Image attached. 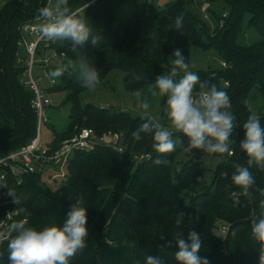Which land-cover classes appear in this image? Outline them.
<instances>
[{"label":"trees","instance_id":"1","mask_svg":"<svg viewBox=\"0 0 264 264\" xmlns=\"http://www.w3.org/2000/svg\"><path fill=\"white\" fill-rule=\"evenodd\" d=\"M49 1L10 0L0 11V106L7 121L0 122V148L4 152L27 144L37 133L34 95L21 82L23 67L17 63L16 54L21 25L37 17ZM86 3L90 5L87 9ZM204 3H208L206 13L212 26L190 9L193 4ZM213 5L220 10L216 12ZM68 6L72 10L83 7L80 14L87 15L93 35L102 38L98 46L89 43L78 51L72 50L70 42H52L58 52L65 54L60 66L89 59L100 72V79L111 69H121L127 86L133 90L168 73L175 49H181L189 63L192 46L215 47L226 63L224 69L190 70L201 81L227 92L239 136L231 147L233 153L221 154L222 161L210 183L198 188L196 178L207 172L201 160L183 162L173 175V159L181 147L176 143L174 152L161 156L152 146L151 135L142 134L140 140H135L131 134L145 122L142 117L150 119L147 115H132L94 103L81 105L79 93L86 88L78 70L69 69L50 88V92L69 91L66 101L70 109L66 125L54 129L49 145L57 148L87 127L98 136L119 132L125 136L126 146L135 143L132 148L150 154V158L136 163L128 149L99 142L89 150H74L67 159V174L57 187L45 182L40 172L25 175L20 183L9 181L8 198L13 201L9 191L19 198L13 206L20 209V217H27L28 225L38 229L62 225L79 199L87 209L89 236L87 246L70 264H145L147 254L163 256L166 264H177L175 243L163 251L161 245L173 241L178 230L184 232L185 239L190 230L201 234L203 247L199 255L209 264H259V244L252 238L250 218L259 214L260 201L264 200L260 191L264 190V167L250 169L255 185L247 197L233 185L231 176L234 165L246 166L248 159L239 145L244 138L243 124L251 114L244 99L255 84L264 94V0H171L150 11L140 0H68ZM246 14L261 36L251 46L237 42ZM177 17L182 18L180 30H176ZM158 156L169 164L156 165ZM180 210L189 216L178 229L175 221ZM196 216L198 221L188 222ZM222 224L228 227L224 235L219 231ZM161 235H165V241L159 239ZM0 264H9L7 242L0 246Z\"/></svg>","mask_w":264,"mask_h":264},{"label":"clouds","instance_id":"2","mask_svg":"<svg viewBox=\"0 0 264 264\" xmlns=\"http://www.w3.org/2000/svg\"><path fill=\"white\" fill-rule=\"evenodd\" d=\"M89 6L85 4L86 9ZM87 18V15L72 10L68 6V0H56L55 4L39 9L38 35L48 41L70 42L73 51H78L89 43L98 46L102 37L93 35ZM181 26L182 18L177 17L176 30H180ZM170 58V71L158 75L150 86L152 97L166 100L164 113L169 126L144 116L142 119L145 122L132 132V137L138 141L142 134L151 135L154 141L152 146L161 156L176 150L174 133L187 138L184 147L191 155L193 150L209 155H231L230 137L237 127L236 118L230 110L232 105L229 95L215 84L201 81L199 75L190 70L188 58L181 49H175ZM69 69L78 70L83 87L89 90H94L101 84L100 72L89 59H81L78 64L69 61L51 71L49 76L61 77ZM138 106L145 112L150 107L146 100H140ZM243 130L244 138L239 145L248 159L246 166L234 165L231 181L247 197L251 195L250 189L255 185L250 169L255 166L264 167V126L255 111L248 116ZM154 163L167 165L169 161L158 156ZM199 179L200 177L196 178ZM260 191L264 195V190ZM9 195L13 197L14 204L19 203L15 193L9 191ZM259 207V214H253L250 218V227L252 238L259 244V264H264V200L260 201ZM186 216L189 214L183 210L177 213L175 224L178 229L185 222ZM198 220L199 216H196L188 222ZM87 221V209L81 206L78 199L66 214L62 225L54 224L38 229L29 226L26 218L20 219L10 224L7 234L0 232V244L7 241L9 264H70L71 259L87 246ZM159 239L165 241V235H161ZM173 242L178 249L174 254L177 264H209L206 257L199 255L203 239L197 231H188L186 239L183 231H175L173 241H165L161 245V251L172 247ZM145 264H166V261L163 256L147 254Z\"/></svg>","mask_w":264,"mask_h":264},{"label":"rangeland","instance_id":"3","mask_svg":"<svg viewBox=\"0 0 264 264\" xmlns=\"http://www.w3.org/2000/svg\"><path fill=\"white\" fill-rule=\"evenodd\" d=\"M10 0H0V11L2 7ZM145 2L148 11L151 9H158L164 7L171 0H140ZM56 0H50V4H55ZM203 6L208 7V3L203 5H191L190 9L196 12L199 18L206 22L209 26H212L211 18H206L202 10ZM83 8V7H82ZM81 8V9H82ZM212 8L218 12L219 7L213 5ZM79 9V8H78ZM250 16L246 14L241 22V29L237 35V42L240 45H255L261 40L259 32L250 25ZM215 24H213L214 26ZM48 52H42L41 56H48ZM63 59L61 57H54L49 63V69H45L41 64H36L34 66V76L36 78L40 77V88H46L50 86L49 73L54 71L60 66ZM190 69L192 70H221L224 69L223 57L219 51L215 48L204 49L199 46H192L190 49L189 57ZM60 80V77L56 78V81ZM150 85H144L138 89H130L125 82V72L121 69H111L106 73L104 78L101 79V84L97 86L94 90L84 89L79 93V100L81 105L87 103H94L97 105H103L111 110H126L132 115L144 114L147 115L152 120L159 121L164 126H169L164 113V105L166 103L165 98L152 97L150 95ZM69 91L61 90L51 92L52 103L50 106H45L43 108V115L46 118H50V123L44 125L40 135L44 145L51 144L54 138V129H62L68 120L70 103L66 101L67 94ZM49 96V95H48ZM146 100L150 107L145 112L139 108V101ZM244 103L249 108L250 112L255 111L261 118L264 115V94L260 91L257 84L253 85L247 96L244 99ZM7 122L4 120L3 114L1 113L0 106V122ZM8 123H11L10 121ZM233 130L232 136L230 137V148L233 147L239 136V127ZM87 128V127H86ZM106 141L115 143V148L119 150H129V155L132 156L136 163H141L144 159H149L150 154L144 153L138 149H133L132 146H126L124 143L125 136L119 132L106 133L103 135ZM174 139L180 150L175 154L172 164V174L180 169L183 162L193 158L194 161H202V165L207 168V172L197 181V187L200 188L205 184H209L212 178L214 170L217 168L219 163L222 161L221 154H212L201 152L199 150H193L191 155L185 150L187 144L186 137H180L178 134H174ZM182 139V142H181ZM72 152H63L61 156L55 160L48 169L43 172V177H45V182L50 186L57 187L63 181L64 176L67 174V159L71 156ZM201 166V165H200ZM204 170L203 167H200Z\"/></svg>","mask_w":264,"mask_h":264},{"label":"built area","instance_id":"4","mask_svg":"<svg viewBox=\"0 0 264 264\" xmlns=\"http://www.w3.org/2000/svg\"><path fill=\"white\" fill-rule=\"evenodd\" d=\"M207 6H203L205 12ZM81 8L75 11H80ZM38 17V16H37ZM37 17L26 22L20 27V39L18 40L19 50L17 51V63L23 67L21 82L33 92L32 106L38 115L37 133L30 142L21 146L16 150L4 152L0 148V232L7 234V230L12 222L27 217H20V209L13 206V201L8 198L9 181L15 180L20 183L24 176L30 173L45 172L48 167L57 160L63 152H73L74 150H89L94 145L105 143L115 148V143L106 141L104 136H98L92 128H83L78 134L70 139L64 140L59 147L53 148L50 145H44L41 139V131L48 121L43 115V108L52 103L50 88L57 81L56 78L50 79V86L40 88L41 78L34 76V66L41 64L47 71L49 63L54 57L64 58L63 52H58L53 41L40 38L38 35L37 25L39 23ZM42 52H48V56H41ZM226 63L223 62V65ZM227 84V82H226ZM49 95V96H48ZM232 151V150H231ZM233 153V152H232ZM227 225H220V234L224 235ZM14 235V233H13ZM7 241H4V244ZM0 244V246L2 245Z\"/></svg>","mask_w":264,"mask_h":264},{"label":"water","instance_id":"5","mask_svg":"<svg viewBox=\"0 0 264 264\" xmlns=\"http://www.w3.org/2000/svg\"><path fill=\"white\" fill-rule=\"evenodd\" d=\"M67 73V72H66Z\"/></svg>","mask_w":264,"mask_h":264}]
</instances>
